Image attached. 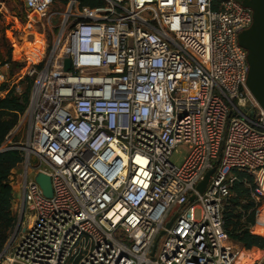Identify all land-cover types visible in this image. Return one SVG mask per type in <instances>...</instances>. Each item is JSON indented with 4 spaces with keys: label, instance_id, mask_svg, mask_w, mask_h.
<instances>
[{
    "label": "built area",
    "instance_id": "1",
    "mask_svg": "<svg viewBox=\"0 0 264 264\" xmlns=\"http://www.w3.org/2000/svg\"><path fill=\"white\" fill-rule=\"evenodd\" d=\"M55 3L24 0L54 38L42 66L23 68L32 147H4L24 150L11 175L23 217L0 264H264L242 259L224 227L234 169L255 173L264 195V110L239 44L253 10L241 0H69L64 12ZM9 67L0 63L2 87ZM179 146L188 154L176 165Z\"/></svg>",
    "mask_w": 264,
    "mask_h": 264
},
{
    "label": "trees",
    "instance_id": "2",
    "mask_svg": "<svg viewBox=\"0 0 264 264\" xmlns=\"http://www.w3.org/2000/svg\"><path fill=\"white\" fill-rule=\"evenodd\" d=\"M103 5V0H79L81 8H95ZM29 97L28 95L19 96L11 90L5 97L0 98V149L5 147L7 137L19 124L27 108ZM14 145H9L0 152V252L4 250L15 226L11 175L24 159V150L13 147ZM234 173L238 176V180L232 188L231 197L225 207L224 227L232 240L240 242L241 257L246 260L264 251V237L260 236L264 235V206L260 210V219L254 228L260 235L253 234L251 230L256 223V207L262 204L264 195L260 193V182L255 173L245 168H236ZM261 182L264 186V172L261 173ZM254 193L259 200L253 196Z\"/></svg>",
    "mask_w": 264,
    "mask_h": 264
},
{
    "label": "rangeland",
    "instance_id": "3",
    "mask_svg": "<svg viewBox=\"0 0 264 264\" xmlns=\"http://www.w3.org/2000/svg\"><path fill=\"white\" fill-rule=\"evenodd\" d=\"M69 5V0L66 2L56 0L53 9L64 12ZM32 16L33 15H30L24 7V0H0V63L10 62V67L7 70L8 82L6 83L9 84V87L5 86V89H9L10 91L13 90L19 96L28 95V97L31 92V79L24 76L23 68L30 65L37 67L42 66L50 51L54 38L52 28L42 20L35 21ZM61 21L62 16L53 18L54 25H59ZM5 94L4 88L0 86V98L5 97L7 95ZM33 140L34 135L31 128L30 116L28 114H23L19 124L13 129L9 138L6 139L5 146L12 142L23 147L28 143V145L32 147L30 143L33 142ZM187 154V148L179 146L172 155L171 161L176 165H181ZM30 157L32 166H38L40 162L38 155L36 153H31ZM18 171H20V168H18ZM18 180V174L13 176L15 201L13 202L12 210L15 217V224L23 217V212L18 203ZM262 189L264 192L263 185ZM263 206L264 200L262 204L259 205V208ZM252 230L253 234L260 235L257 234L254 229ZM260 236L264 237V235ZM238 245L240 246V244ZM261 258H264V251L258 253L254 258H246V260L249 261L248 263H252Z\"/></svg>",
    "mask_w": 264,
    "mask_h": 264
},
{
    "label": "water",
    "instance_id": "4",
    "mask_svg": "<svg viewBox=\"0 0 264 264\" xmlns=\"http://www.w3.org/2000/svg\"><path fill=\"white\" fill-rule=\"evenodd\" d=\"M242 4L253 10V23L250 28L242 31L239 34V44L248 51V63L250 66L247 87L255 98L260 107L264 110V0H241ZM32 18L35 21H39L38 15H33ZM71 67V61L69 58L65 59L64 69L69 70ZM5 148H1L0 152ZM215 169H211L207 172L204 179L198 185V190L204 192L206 186L209 183L211 175ZM35 182L40 186L43 194L48 197H53V186L50 175L43 171H38L35 174ZM194 200V196L190 198ZM176 215L171 218L166 227L169 228ZM165 233V230L161 232V235ZM155 248L151 254L153 256Z\"/></svg>",
    "mask_w": 264,
    "mask_h": 264
},
{
    "label": "crops",
    "instance_id": "5",
    "mask_svg": "<svg viewBox=\"0 0 264 264\" xmlns=\"http://www.w3.org/2000/svg\"><path fill=\"white\" fill-rule=\"evenodd\" d=\"M18 168H19V166H18L17 168H15L14 170H15V171H18ZM12 183H13V185H14V182H12ZM14 187H15V185L13 186V188H14ZM14 191H15V188H14ZM232 241H233L234 243H238V244H240V242H237V241H235V240H232ZM238 244H237V245L235 244V245L238 246V247H241V248H242V245L240 244V246H239Z\"/></svg>",
    "mask_w": 264,
    "mask_h": 264
}]
</instances>
